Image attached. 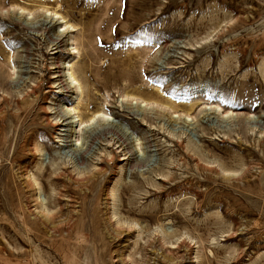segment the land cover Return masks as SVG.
Returning <instances> with one entry per match:
<instances>
[{"label":"rangeland","instance_id":"rangeland-1","mask_svg":"<svg viewBox=\"0 0 264 264\" xmlns=\"http://www.w3.org/2000/svg\"><path fill=\"white\" fill-rule=\"evenodd\" d=\"M58 3L75 29L45 33H67L65 61L23 25ZM64 62L143 163L60 166L46 110ZM99 124L76 122L74 149ZM0 130V264H264V0H0ZM36 184L50 222L29 212Z\"/></svg>","mask_w":264,"mask_h":264},{"label":"bare ground","instance_id":"bare-ground-1","mask_svg":"<svg viewBox=\"0 0 264 264\" xmlns=\"http://www.w3.org/2000/svg\"><path fill=\"white\" fill-rule=\"evenodd\" d=\"M72 1V0H69ZM60 8L59 3L56 7H54V10L52 12L45 11L46 13H49L50 15L58 18L57 21L53 20V18H50L49 20L43 21L42 24L38 25L37 21L35 22H26L24 21L23 25H25L28 31V35L32 36L33 38L38 39V41L45 43L46 45L49 43L51 47L54 45L55 51L50 53V55L55 57H62L61 60H66V57H70L72 54L67 52L68 50L59 52L61 48L67 47V43H65L63 40L67 37V33L62 34H54V38H51L49 36L47 38V33H45L46 27L49 26L50 29L56 28L58 25H62L63 27L69 28V29H75L74 26L70 24V21H67L66 17L58 14V9ZM41 9V8H40ZM20 11L24 12L22 8H19ZM27 14H30L27 12ZM71 16H76L72 15ZM59 22V23H58ZM21 25V26H23ZM20 26V27H21ZM71 33V32H70ZM45 35V36H44ZM44 37L47 39L45 40ZM29 41L33 42L32 40L28 39ZM59 50V51H58ZM75 50V49H73ZM66 55L62 56V55ZM57 60V59H55ZM64 63H59L54 65L50 70H52V73L49 77L48 82V89L50 92H47L49 94V98L52 100V102L48 103L49 108H47L48 115L52 116L54 115L55 118L51 121V128L53 129V134L56 136L53 137V142L56 144L57 147L62 149L64 154H62L59 158L60 160V166L62 168H66L67 166H70L69 169L72 173H75V176H73L70 172V178L73 181H80L85 175H88V171L93 172H99V166L102 164V160H99L101 158H107L116 160L120 165L118 166L117 170H121L124 167H128L131 163H136L137 165L139 163H143L145 159L144 155L139 156L137 152L133 151V148H131L129 145V140L126 138L125 135L121 133L120 130L117 129V127L113 126L112 124L108 123L107 121L103 120L105 117V110L99 108L96 106L95 102L98 100L95 95L91 93H85L81 90L86 87V84H84V80L82 78H85L88 76V73L86 69L82 65L79 64V76L75 77L76 70L74 69L73 65L66 67ZM64 71L66 74H64ZM31 73V72H30ZM66 76L68 80L71 81L75 87H72L70 83L67 82ZM80 77V81L77 80V78ZM76 92L81 94L77 96V99L79 102L76 103V107L72 108L71 112L63 111V105H70L69 102V94L72 93V89ZM45 93V94H47ZM142 90L135 89L133 94H126L125 98H132L137 97L139 100H142ZM141 105L138 107V109L142 110L144 108H150L148 105H145L144 102L147 101H140ZM144 104V105H143ZM157 102H154L152 105H156ZM144 106V107H143ZM143 107V108H141ZM152 109V108H151ZM140 110V111H141ZM170 110V108L168 109ZM153 111V109L151 110ZM121 113L125 114L127 117L124 118L126 120L131 121H137V118L139 117L138 111H134L132 107H124L123 110L120 111ZM71 113H74V120L72 122V116ZM51 117V116H50ZM102 120H99L101 119ZM179 118V117H178ZM143 121V120H141ZM78 122L80 126H84L83 129L92 126V124L101 122L102 124L98 127H94V129H90V132H86L87 137L85 138V142L82 143L79 150L74 149L76 147L75 145H71L73 136L75 135L74 132V124ZM140 125H143V123H140ZM72 129L73 135H71V131L68 129ZM151 130H148L150 132ZM0 134L3 136L5 132L3 130H0ZM128 137V136H127ZM130 137V135H129ZM127 142V143H126ZM133 144V141H132ZM103 147L104 150L108 151L107 155H101L98 154L95 150V147ZM145 149V148H144ZM148 151L145 150V153ZM115 156V158H114ZM90 158L92 160V166L91 169L86 167L81 160ZM57 166V163H56ZM53 168V166H52ZM28 175V174H25ZM73 176V177H72ZM31 178L22 177L21 180L25 181L26 184L33 185L34 183L31 182ZM36 193H34V190L30 196L29 201V212L35 216L36 218H40L41 221L50 222V216L48 214V208L49 203H47L46 200L39 201L38 196L39 192L43 189L40 185L36 184ZM30 192V190L28 191ZM54 217V216H53ZM106 220L109 222H114L116 219L114 217H106ZM190 264H195V262H190Z\"/></svg>","mask_w":264,"mask_h":264}]
</instances>
